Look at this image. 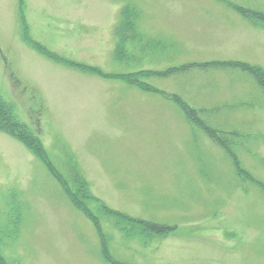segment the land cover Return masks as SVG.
Masks as SVG:
<instances>
[{
	"label": "rangeland",
	"instance_id": "rangeland-1",
	"mask_svg": "<svg viewBox=\"0 0 264 264\" xmlns=\"http://www.w3.org/2000/svg\"><path fill=\"white\" fill-rule=\"evenodd\" d=\"M0 107L1 264H264V0H0Z\"/></svg>",
	"mask_w": 264,
	"mask_h": 264
},
{
	"label": "trees",
	"instance_id": "trees-1",
	"mask_svg": "<svg viewBox=\"0 0 264 264\" xmlns=\"http://www.w3.org/2000/svg\"><path fill=\"white\" fill-rule=\"evenodd\" d=\"M134 15V12L132 11V12H130V13H128L127 14V17H126V24L125 25H123V28H122V25H121V27L120 28H122V29H124L123 30V32H121V39H123V38H126V34H125V31H131V32H133V28H132V16ZM115 32L117 33L118 31L115 29ZM123 50H120L119 51V53H123L122 52ZM118 53V54H119ZM141 73H143V72H141ZM139 74V73H138ZM263 74V72H260V75H262ZM261 80V79H260ZM10 121V117H9V113H8V111L7 110H5V109H3V107H0V125L1 124H7V125H9L8 124V122ZM1 127H3V128H5V129H7L6 128V126H1ZM10 129H12L13 130V128L11 127ZM22 138V136L20 135V136H18V138ZM23 139V138H22ZM25 144V143H24ZM26 145V144H25ZM27 146V145H26ZM99 209H100V211H102V212H105V211H103L102 210V208H101V206L98 204V206H97ZM117 213V212H116ZM150 228H154V226H149ZM156 231H163V228H154ZM1 259H3L2 257H1ZM2 262H3V260H2ZM0 264H1V261H0Z\"/></svg>",
	"mask_w": 264,
	"mask_h": 264
}]
</instances>
